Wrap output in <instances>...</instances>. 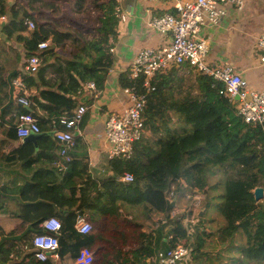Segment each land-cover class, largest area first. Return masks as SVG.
Instances as JSON below:
<instances>
[{"label":"trees","instance_id":"1","mask_svg":"<svg viewBox=\"0 0 264 264\" xmlns=\"http://www.w3.org/2000/svg\"><path fill=\"white\" fill-rule=\"evenodd\" d=\"M88 4L98 12L91 39L57 24L56 20L62 15L82 13ZM117 7L116 0H23L22 4L0 0V17L6 19L1 33L7 40L14 38L21 43L25 57L37 56L40 60L36 75L42 89H36V94L28 98L47 113L40 117L32 110L19 108L12 116L10 109L13 107L10 105L0 112V121L7 126L4 128L8 130L10 140L17 141L16 116L33 114L38 119L40 132L34 134L35 141L20 146L13 159L27 169L40 158L56 166L61 163L60 166L66 169L60 187L44 185L41 189L38 184L27 183L18 190L20 207H31L32 210L19 212L16 219L20 224H28L33 235L13 240L14 230L6 231L0 227V264L10 260L16 245H27L35 234L42 233L39 226L50 217L61 223L57 259L61 262L67 257L74 262L82 248H91L97 241L93 227L87 235L76 232L74 227L78 218L86 215L87 221H95L100 215L122 217L124 213L133 217L136 227L140 225L138 215L143 214L155 228L158 227L159 234L163 232L164 241L159 249L153 250L149 243L150 234H141L136 249L114 257L117 264H150L159 251H167L182 241L190 246V260L199 264L219 261L224 253L229 254L226 258L230 264H264V196L255 202L252 194L258 187L264 192L261 150L264 135L260 128L244 124L235 115L234 108L218 95L219 85L211 87L212 79L196 69L181 65L154 78V90L146 95L141 115L144 124L142 139L133 144L130 159L106 160V174L99 181L86 173L88 158L81 136L74 137L75 147L68 152L70 161L66 162L54 153L59 147L50 135L54 130H65V127L52 121L63 115L70 117L78 107L80 84L93 82L97 92L103 91L113 63L109 50L117 36ZM26 20L33 22V29L25 26ZM47 40H51L55 48L61 42L69 43L76 53L61 60L54 55L52 48L37 50V45ZM48 72L52 78L46 80ZM2 77L5 76L0 75V89L8 84ZM22 79L27 88L35 84L32 76ZM130 84L126 73L119 76L121 88ZM5 113H10L9 120H4ZM87 117L88 113H85L78 125L80 130ZM38 173L35 172L32 178ZM125 173L132 175L131 183L118 181ZM62 189H68L71 195L75 192L74 197L67 199ZM45 190L59 197L61 202L44 199ZM191 190L202 191L204 195L200 204L203 214L196 218L195 224L201 229L196 232L188 231L189 227L182 222L183 217L170 215L178 207L176 204L166 211L171 199L182 198ZM218 198H221L217 211L222 224L213 234L223 249L214 255L207 249L204 223L215 221L206 218V213ZM67 201L72 204L78 201L75 211L63 214V211L53 210V207H63ZM152 215L158 219L151 220ZM237 238L240 242L235 244ZM10 261V264H52L49 259L43 263L34 262L31 254ZM94 263L112 264V261Z\"/></svg>","mask_w":264,"mask_h":264},{"label":"crops","instance_id":"2","mask_svg":"<svg viewBox=\"0 0 264 264\" xmlns=\"http://www.w3.org/2000/svg\"><path fill=\"white\" fill-rule=\"evenodd\" d=\"M16 1L9 0L11 4ZM51 1L59 2L61 0ZM243 1L244 6L241 10L233 7L228 8L226 15L218 25L203 27L199 33V38L205 39L208 43V60L210 63L216 65L231 64L235 72L246 79L251 87L264 90V67L261 65L260 56L255 48V39L264 32V0ZM116 2L126 14V20L123 24L117 26V36L112 43V67L108 72L103 91H101L98 99H93L90 95L84 93L78 96V101L85 103L89 108L87 111L88 117L84 128L80 130V135L73 131V134L75 133L74 137L76 135L81 136L86 144L88 158L86 173L96 181L102 179L106 174L107 158L103 152L101 141L105 118L110 114L121 112L128 104L127 97L122 93V88L119 85V76L125 73L139 50L157 47L168 42L167 37L160 35L148 27V22L152 18L169 12L170 7L168 3H143L140 0H116ZM82 15L83 12H70L65 16L62 15L63 17L61 16L56 22L61 27L68 28L69 25L66 23L68 21L66 17H75L76 20L81 22L83 21ZM5 22L6 19L3 22L0 21V29ZM61 43L63 46H69L66 42ZM58 51L61 52V49H58L56 53ZM27 58L25 57L22 44L17 43L14 38L7 40L0 30V75L5 76L2 78L8 82V84L6 83V87L0 89V112L5 106L10 105L13 107L10 109L13 116L15 109H19L12 101L11 82L13 79L32 76L35 84L31 88H27L22 79L26 86L28 97L36 94V89H42L36 74L25 75L24 65ZM45 78L46 80L51 79L52 75L48 72ZM29 110H32L40 117L47 114L38 107ZM11 115L10 113H5L4 120H9ZM4 127L7 126L3 125V122L0 121V227L6 231L14 230L13 240H17L23 235H28V238H30L33 235L30 226L28 224H20V220L16 219V215H19V212L22 211L32 210V208L25 207L23 209L20 207L18 190L23 185H27V183L38 184L41 189L44 185L60 187L63 185L66 169L59 164L56 166L49 163L43 158H40L30 168H23L21 162L13 159V155L24 143L34 140L32 138L34 134L24 140H10L8 138V130ZM36 152L39 151L37 150ZM54 153L58 156V149L57 151L54 150ZM37 171H39L37 176L32 178L33 174ZM62 191L64 192V197L67 199L71 200V196L74 197L75 192L71 195V191L68 189H62ZM43 193L44 196L46 194L44 199H56L61 202L59 197H54L49 191L45 190ZM25 195L31 197L30 194ZM176 199L171 201L173 206L177 203ZM43 202L41 201V203ZM77 202L72 204V202L67 201L63 207H53V210L55 212L63 211V214L73 212L78 206ZM42 207L49 208L48 205H42ZM138 212L141 213L140 210ZM200 212L198 211L199 217L203 214V212ZM157 217L152 215L151 220L156 221ZM83 218L87 220L86 215ZM133 221V217L125 213L122 217H105L100 215L95 221L88 220L95 229V240H97L90 248L92 254H94L95 261L102 263L112 261V264H117L114 257L118 256L119 253H127L132 249H136L141 234H150L149 243L151 248L153 250L155 248L159 249L160 243L164 241L163 232L159 234L158 227L155 228L154 225H151V222L146 220L143 214L138 215L139 227H136ZM124 223H127V226ZM121 226L124 227L123 230L119 229ZM125 229L129 231L127 232ZM113 235H116L121 240L120 246L113 243L118 240ZM128 237L134 240V244H127ZM48 257L52 264H74L67 257L61 262L59 259L50 256V254ZM10 263L11 261L9 260L6 264Z\"/></svg>","mask_w":264,"mask_h":264},{"label":"built area","instance_id":"3","mask_svg":"<svg viewBox=\"0 0 264 264\" xmlns=\"http://www.w3.org/2000/svg\"><path fill=\"white\" fill-rule=\"evenodd\" d=\"M143 3H168L169 12L154 17L148 22V27L168 38V42L157 47L143 48L139 50L131 64L126 69L130 86L122 88V93L127 97L128 104L121 112L110 114L105 118L102 130V148L107 160L115 158L130 159L132 146L140 141L144 134L142 112L146 103V95L154 90L152 83L154 78L172 68L181 65L194 68L201 74L212 79L211 87L234 110L235 115L244 123L261 129L264 135V90H258L250 86L246 79L235 72L231 64L216 65L208 60V43L199 38V33L205 26H216L226 15L228 8L241 10L243 0H140ZM117 26L126 20V14L118 6ZM5 21V17H0ZM28 29H33L34 24L30 20L24 22ZM49 48L56 50L51 40L40 42L37 50L43 51ZM255 48L260 56L261 65L264 67V32L255 39ZM110 53L113 49L109 50ZM40 60L37 56L26 59L25 75L36 74ZM12 101L23 109L37 108L36 104L28 98L26 86L21 78H15L11 82ZM79 95L82 93L98 99L101 92H97L93 82L80 84ZM85 103H80L70 117L65 115L52 121L65 127V130H54L53 139L58 143V156L68 162L71 158L68 152L75 147L74 134L80 135L79 123L88 111ZM38 116V115H36ZM73 131L75 132L73 134ZM40 127L38 119L33 114H20L16 116L15 135L17 140H24L32 134H38ZM77 136V135H76ZM261 150L264 156V139ZM59 165H62L61 163ZM122 184L131 183L133 177L125 173L119 177ZM182 199L186 202L183 210L173 209L172 217L179 215L189 216L200 209L204 200L202 191L191 190L185 192ZM198 213V212H197ZM186 220L183 218L182 222ZM191 225H195L196 217L191 219ZM185 224V223H184ZM39 228L42 233L35 234L27 245H16L10 255V260L21 258L25 254H31L34 262H46L50 256L57 258L58 237L61 223L55 217L44 220ZM75 230L80 235H87L92 231V225L85 218H78ZM188 231L192 232L191 226ZM190 261V246L182 241L167 251H159L149 262L150 264H186ZM93 254L90 248H82L74 264H92Z\"/></svg>","mask_w":264,"mask_h":264},{"label":"rangeland","instance_id":"4","mask_svg":"<svg viewBox=\"0 0 264 264\" xmlns=\"http://www.w3.org/2000/svg\"><path fill=\"white\" fill-rule=\"evenodd\" d=\"M16 2L22 4L23 0H17ZM63 16H65V15H63ZM97 17H98V12L92 10L90 5L88 4L86 6L84 12H83L82 17H81L83 21L79 22L78 20L75 19V17H73V18L66 17L68 20V21H66V23L69 25L68 28L67 27H61L60 25L59 26L61 28L66 29V30L77 32L79 35H81L85 39H91L93 37V30L96 27ZM82 25H84V27H82ZM67 44L69 45V43H67ZM58 49H61V52L58 51V53H56ZM54 52H55L54 55L59 56L61 60H65V59L69 58L73 53H76V49L73 47L71 48L70 45L69 46H67V45L63 46L61 43L60 45L56 46V50ZM220 194L221 193H219V195ZM171 200H173V199H171ZM175 201L177 202L176 205L178 207L176 208V210H178V211L183 210L184 207L186 206V202L182 198L181 199L177 198ZM220 201H221V198L215 199L213 201V204L210 206V208L207 210V213H206L207 214L206 218L214 219L215 221L213 223H207V222L204 223V227H205V231H206L205 234H207V237H208L206 239L207 249L209 251H211L212 254H214V255L217 252L221 251V249H223V247H220V243L217 242V239H215V234H213V232H215V228L222 224V221H221L219 214H218V211H217L218 210L217 206L219 205ZM201 208L198 211L203 212ZM198 211L193 212L192 215H189V216L179 215V217H183L186 220L184 223L187 227L191 226L192 232H194V231L196 232L197 230L201 229L199 226L196 227L197 225H191V222H189V221H191V219H194L195 217L199 218L198 213H197ZM196 220H198V219H196ZM153 221H155V220H153ZM196 222H195V224H196ZM124 225L127 226V223H124ZM151 225H152V223H151ZM119 229L123 230L124 227L121 226ZM125 230L127 232L129 231L128 229H125ZM113 236H115L118 239V240L114 241L113 243L120 246L121 240L116 235H113ZM238 242H240V241L237 238L235 240V244H237ZM132 243L134 244V240L132 238L128 237L127 244H132ZM228 255L229 254L224 253L223 256L221 257V260H219V261L213 260V262H211V264H230V261L227 260V258H226ZM230 255L232 256L233 252H231ZM94 262H95V260H94V254H93V263L92 264H95ZM186 264H199V263L195 262L193 260H190L189 262L187 261ZM249 264H255V263H249Z\"/></svg>","mask_w":264,"mask_h":264},{"label":"water","instance_id":"5","mask_svg":"<svg viewBox=\"0 0 264 264\" xmlns=\"http://www.w3.org/2000/svg\"><path fill=\"white\" fill-rule=\"evenodd\" d=\"M131 1H135V0H131ZM50 136H52V134ZM32 138L35 139L34 136ZM252 194H253V198H254V201L255 202L261 201L263 199V196H264L263 189L260 188V187L255 188L253 190ZM172 207H173V203H167V205H166V211L168 212Z\"/></svg>","mask_w":264,"mask_h":264}]
</instances>
